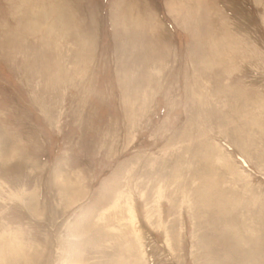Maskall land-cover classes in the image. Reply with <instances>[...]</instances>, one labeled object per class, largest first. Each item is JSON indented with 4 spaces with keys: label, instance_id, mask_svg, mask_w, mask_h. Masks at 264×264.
I'll use <instances>...</instances> for the list:
<instances>
[{
    "label": "rangeland",
    "instance_id": "374dc122",
    "mask_svg": "<svg viewBox=\"0 0 264 264\" xmlns=\"http://www.w3.org/2000/svg\"><path fill=\"white\" fill-rule=\"evenodd\" d=\"M0 264H264V0H0Z\"/></svg>",
    "mask_w": 264,
    "mask_h": 264
}]
</instances>
